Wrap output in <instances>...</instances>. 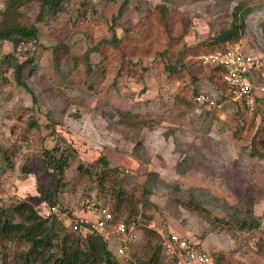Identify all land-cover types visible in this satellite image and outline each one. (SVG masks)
Here are the masks:
<instances>
[{
    "label": "rangeland",
    "instance_id": "obj_1",
    "mask_svg": "<svg viewBox=\"0 0 264 264\" xmlns=\"http://www.w3.org/2000/svg\"><path fill=\"white\" fill-rule=\"evenodd\" d=\"M122 1L69 0L54 18L37 22L38 43L15 49L0 43L1 53L12 52L18 61L28 52L35 55L34 68L22 73L29 90L17 84L12 68L0 79V207L23 199L34 206L42 202L38 187L52 182L42 154L54 149V155L63 151L71 161L57 194L63 207L79 212L96 202L113 210V194L122 193L121 218L134 220L141 239L130 253L116 257L121 264L145 259L146 241L154 248L160 233L168 231L193 238L214 264H264V147L263 156L250 153L254 134L264 127V106L241 107L212 65L200 59L205 53L200 44L227 28L233 7L247 2L251 12L234 43L258 60L264 81V0H130L113 20ZM4 4L0 0V8ZM159 4L171 12L168 30L155 15ZM21 10L16 20H33L37 4ZM112 24L123 51L112 67L103 72L102 56L92 52L90 72L82 60L73 65L71 59L68 71H60L67 62L61 43L81 55L109 36ZM180 51L189 70L171 76L165 65ZM105 52L110 59L117 50ZM194 89L217 103H199ZM101 154L111 167L104 189L92 168ZM149 171L157 178L146 196ZM235 210L260 226L242 228L241 220L231 217ZM144 227L158 236H144ZM27 249L26 242L0 237V264H43L26 262ZM161 257L162 264H170Z\"/></svg>",
    "mask_w": 264,
    "mask_h": 264
},
{
    "label": "trees",
    "instance_id": "obj_2",
    "mask_svg": "<svg viewBox=\"0 0 264 264\" xmlns=\"http://www.w3.org/2000/svg\"><path fill=\"white\" fill-rule=\"evenodd\" d=\"M129 1L130 0H123L121 2L118 13L113 17V20H116L117 16L124 12ZM31 3L37 4V14L35 18L31 20V18L27 17L25 22L16 20L14 16L22 13L21 8H26ZM68 3L69 0H5L4 7L0 8V43H11L14 49L20 44L38 43L40 33L36 25L37 22L46 20L48 17L54 18L59 12L64 11L67 8ZM250 12L251 7L249 3H237L232 9V20L229 26L221 29L216 35L209 37L207 41H204L205 43L202 42L200 44V47L204 45L203 47L205 48V53L203 54L223 51L227 46L235 44L234 42H237L242 35L245 26L244 19ZM170 13L171 12L165 4H159L156 6L155 15L165 30H168L169 23L167 19ZM110 32L109 36L102 37L93 46L87 47L81 55L74 54L70 51L69 45L61 43V49L67 62L64 63L63 68H60V71H68V60L71 59L73 65L82 60L90 72L92 68L89 63L90 54L92 52H97L102 56L99 62L103 72L106 71V66L108 64L112 67L114 64V58L117 59L119 54H123V51L121 47L122 39L117 35V31L113 24L110 26ZM105 48L117 50V53H114V57L107 59ZM192 48H194V51L192 50L194 53L199 51L198 47L193 46ZM188 50H191V48ZM178 54L180 56L176 58L174 63L165 65V70L171 76L180 73L182 70H189L188 64L183 62L182 51ZM34 62L35 55H33V52H28L27 57L23 61H18L12 52H3L0 55V79L5 78L8 69L12 68L14 80L17 84L29 90L22 73L27 66H29V70L33 69L35 66ZM128 64H133L131 58L128 59ZM209 68L211 72L217 74L221 85L227 87L226 83L220 77V67L212 65ZM259 70V62L254 59L250 70V78L252 81L262 83L264 81L259 80L258 77ZM117 74H119V71L116 72V75ZM193 94L195 95L194 98H196L200 93L197 89H194ZM215 103H217V100H215ZM239 104L241 107L248 108L243 101H241V103L239 102ZM262 106H264V92L256 95L253 109L261 110ZM262 130H264V127L256 131L250 142V153L252 155L263 156L261 151H259V148L264 147V132ZM259 134L261 135L258 136ZM55 153H57V151H54L53 149L52 152L48 150L42 154V165L44 170L52 176V182L51 186L48 188L39 185L38 192L43 196L42 201L58 205L61 208L70 211L67 207H63L58 203L57 194L62 190L61 188L63 184L60 181L61 175L65 169L69 167L71 161L67 155H64L63 151L60 152L58 156L54 155ZM92 168L97 176L98 186H101L102 189H104L107 181L111 177L108 172L111 168L108 158L104 154L99 155L95 163L92 164ZM156 178L157 173L150 171L147 173V178L143 185V192L146 196H149L151 193V186L154 185L153 183ZM121 196V192H118L116 196L113 194L114 201H112V204L114 211H112L117 219H122L123 199ZM231 217L236 221L241 220L242 228L250 226L247 225L250 223L256 227L260 226V222L257 219L251 218L252 221L250 222L244 220L245 218L241 217L239 210H235L234 215ZM123 220L127 223L134 222L133 219ZM143 229L144 236H149L152 233L155 234V236H158L153 229L146 227ZM66 230L70 233H66ZM0 237L6 240L26 242L28 244V249L24 252L23 258L29 263L121 264L119 260L116 259L117 256L109 249L107 242L100 236L89 232L70 231L65 228L60 221H47L40 218L36 214L34 204L30 199L19 200L10 204L8 207H0ZM158 238L159 242L154 248L153 245H151L150 239L144 244L147 253L145 259L137 258L133 261H128L125 264H162L161 253H163L170 261V264H172V260L163 251L161 236L159 235ZM140 239L141 237L139 238V241ZM139 241L136 244H138ZM136 244L122 256L130 253ZM212 263L214 264L213 260Z\"/></svg>",
    "mask_w": 264,
    "mask_h": 264
},
{
    "label": "built area",
    "instance_id": "obj_3",
    "mask_svg": "<svg viewBox=\"0 0 264 264\" xmlns=\"http://www.w3.org/2000/svg\"><path fill=\"white\" fill-rule=\"evenodd\" d=\"M205 64L220 67L219 74L226 83L231 94L253 108L256 95L264 92V82L257 83L250 78V70L254 58L240 49L238 44L227 46L223 51L202 54ZM199 103L214 105V99L200 93L196 97ZM36 214L47 221H60L70 231L89 232L104 239L109 247L115 245L112 252L116 256L126 254L140 238L135 222L127 223L115 218L112 209L104 203L87 202L79 212L67 211L58 205L40 202L34 206ZM161 244L172 264H213L210 254L199 247V243L191 237L179 232L160 233Z\"/></svg>",
    "mask_w": 264,
    "mask_h": 264
}]
</instances>
